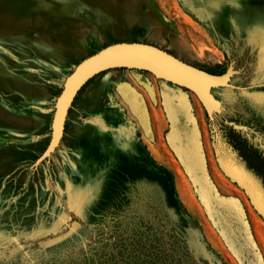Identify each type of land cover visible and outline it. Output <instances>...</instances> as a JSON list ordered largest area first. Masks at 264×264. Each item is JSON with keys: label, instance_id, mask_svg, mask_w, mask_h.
I'll list each match as a JSON object with an SVG mask.
<instances>
[{"label": "rangeland", "instance_id": "rangeland-1", "mask_svg": "<svg viewBox=\"0 0 264 264\" xmlns=\"http://www.w3.org/2000/svg\"><path fill=\"white\" fill-rule=\"evenodd\" d=\"M81 1L0 0V108L10 102L12 113L31 115L25 88L38 73L19 63L35 50L27 27L33 15L82 19ZM156 6L172 24L166 43L147 42L138 27L128 40L89 42L84 56L59 72L39 151L28 152L42 138L27 134L31 123L0 119V264H264V4ZM205 8L221 23L220 36L197 17ZM172 40L186 49L172 50ZM118 44L150 45L212 75L232 68L229 86L212 92L221 111L210 118L188 89L147 71L106 70L122 78L102 105L111 114L121 109L130 123L122 126V145L94 148L73 162L61 139L75 104L52 148L56 101L79 63ZM6 67L11 92L3 88ZM148 143L168 166L153 159Z\"/></svg>", "mask_w": 264, "mask_h": 264}, {"label": "crops", "instance_id": "crops-1", "mask_svg": "<svg viewBox=\"0 0 264 264\" xmlns=\"http://www.w3.org/2000/svg\"><path fill=\"white\" fill-rule=\"evenodd\" d=\"M256 3L260 5L264 1L256 0ZM81 8L85 11L82 19H72L68 17L70 15H52L50 19L36 20L33 15L34 19L27 26L29 33H32L31 37L35 39V50L27 61L19 63V69L38 73L33 74L30 87L25 88L29 92L26 100L27 113L31 115L26 117L12 113L9 102L2 104L0 119L14 124L31 123L27 134L42 138L36 143L31 142L28 146L31 150L28 152H37L36 150L39 151L46 144V123L50 118L49 102L54 93V83L58 80L57 75L60 71L65 73L74 58L84 56L89 42L97 44L98 41H110L111 38L117 41L128 40L133 37L136 28L143 27L146 35L154 39L149 40L145 35L144 40L163 45L172 33L169 29L172 24L156 6V0H82ZM53 9L56 11L57 6L53 5ZM197 17L203 26L211 27L214 34L220 36L218 28L221 23L216 21L208 9L200 10ZM174 44L176 43L172 40V50ZM4 70L6 73L2 82L3 88L11 92L10 85H15V81L10 69L6 67ZM103 72L90 78L79 89L75 102V98L72 102L75 105L67 114L61 141L73 162L94 148L106 149L117 142L122 145V126L130 123L121 113V109L118 110L120 113L114 110L115 113L111 114L113 110L110 106L107 108L102 105L106 97L116 95L117 84L122 78L118 72ZM54 112L51 115L52 122ZM108 130H114L113 134H105Z\"/></svg>", "mask_w": 264, "mask_h": 264}, {"label": "water", "instance_id": "water-1", "mask_svg": "<svg viewBox=\"0 0 264 264\" xmlns=\"http://www.w3.org/2000/svg\"><path fill=\"white\" fill-rule=\"evenodd\" d=\"M120 67L147 71L159 80L175 84L176 86L186 88L192 92H198V96H200V93L202 92V89L200 88V78L209 76L206 72L204 73V71L186 64L183 61H180L179 59L159 48L142 44H118L102 50L98 54L85 59L76 66L74 71L66 79L62 93L56 101L55 114L58 110L57 107L59 100L63 97L64 93L67 90L68 82L77 74L80 69L81 72L85 71L84 78H87L89 76L84 81L85 84L96 74L109 69ZM229 70H227L223 77H226L228 75ZM231 77H228V80ZM225 84V86H229V83ZM215 88L217 87L212 86L209 89V95L215 103L220 104L212 94ZM73 99L74 95L73 98H71L68 102V107L73 102ZM202 105L206 109V113L210 118L221 111V104L219 110L214 108L212 109V107L209 108L203 101Z\"/></svg>", "mask_w": 264, "mask_h": 264}, {"label": "bare ground", "instance_id": "bare-ground-1", "mask_svg": "<svg viewBox=\"0 0 264 264\" xmlns=\"http://www.w3.org/2000/svg\"><path fill=\"white\" fill-rule=\"evenodd\" d=\"M174 45L176 47L181 48V49H183V47H184V46L182 47L180 44H174ZM192 50H193V48H192ZM120 68H122V67H120ZM115 69H118V68H115ZM140 71H142V70H140ZM233 71L234 70L231 68L229 70V73H228V75L226 77H223V76L225 75V73L227 71L224 74H222V75H212V74H209V73L206 72L209 76H212V77H209L208 76V77H202V78H200V83H201L200 84V88L202 89V92L201 93L199 92V93H200L201 98H200V96H198V94H197L198 92L196 93V92H192L190 90L189 91L193 93V96L201 104H202V101H203L209 108L212 107V109L214 108V109L219 110L220 104H217V103H215L213 101V99L209 95V93H210L209 92V89L212 86H216V87H223V86H225L226 85L225 83H228V81H229L228 80V77H231L232 75H234V72ZM84 72L85 71L81 72V69H80L77 72V74L68 82L67 90L64 93L63 97L59 100L58 107H57L58 110H57V113L55 114L56 116H55V119L53 121L54 122L53 123V132H54L53 136H54V140L52 142V148L53 147H56V145L58 144V141L60 140L61 132H62L61 128H62V124H63L64 117L66 115V110H67V107H68L67 106L68 102L70 101L71 98H73V95L75 97V95L77 94V92L79 91V89L84 85V81L89 77L88 76L87 78L86 77L84 78ZM169 84H172V83H169ZM172 85L176 86L175 84H172ZM177 87H179V86H177ZM203 108H204V106H203ZM204 110L206 111L205 108H204ZM148 150H149L151 156L153 157V159L155 158V160L157 159L163 165L165 164V166H168L166 164V160L163 158V155L161 154V152L159 151V149L154 144L148 143Z\"/></svg>", "mask_w": 264, "mask_h": 264}]
</instances>
